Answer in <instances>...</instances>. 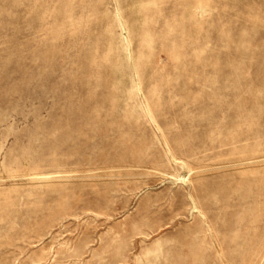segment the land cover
Masks as SVG:
<instances>
[{"label":"rangeland","instance_id":"rangeland-1","mask_svg":"<svg viewBox=\"0 0 264 264\" xmlns=\"http://www.w3.org/2000/svg\"><path fill=\"white\" fill-rule=\"evenodd\" d=\"M0 264H264V0H0Z\"/></svg>","mask_w":264,"mask_h":264}]
</instances>
